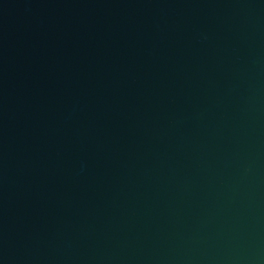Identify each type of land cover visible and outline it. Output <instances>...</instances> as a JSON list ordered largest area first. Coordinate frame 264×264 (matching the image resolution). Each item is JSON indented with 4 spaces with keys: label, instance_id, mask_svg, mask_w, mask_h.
Instances as JSON below:
<instances>
[{
    "label": "water",
    "instance_id": "obj_1",
    "mask_svg": "<svg viewBox=\"0 0 264 264\" xmlns=\"http://www.w3.org/2000/svg\"><path fill=\"white\" fill-rule=\"evenodd\" d=\"M0 264H264V0H0Z\"/></svg>",
    "mask_w": 264,
    "mask_h": 264
}]
</instances>
